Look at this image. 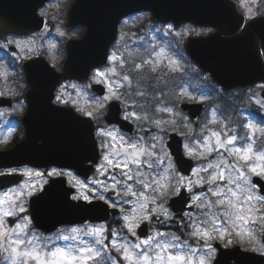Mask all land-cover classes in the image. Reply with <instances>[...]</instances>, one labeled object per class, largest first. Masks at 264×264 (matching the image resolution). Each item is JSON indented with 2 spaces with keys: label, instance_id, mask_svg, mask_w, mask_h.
I'll return each mask as SVG.
<instances>
[{
  "label": "snow or ice",
  "instance_id": "obj_1",
  "mask_svg": "<svg viewBox=\"0 0 264 264\" xmlns=\"http://www.w3.org/2000/svg\"><path fill=\"white\" fill-rule=\"evenodd\" d=\"M239 4L243 10L242 19L245 21L242 27L247 28L250 26L248 21L255 22L257 17H264V0H239ZM165 30V34H168L174 30V26L168 24L165 26ZM192 31L194 30L186 27L176 35H188ZM60 35H64V33H60ZM126 35L128 34L121 33V38ZM12 45L20 50L19 54L15 51L11 53L13 66H16V61L24 58L25 52L34 51L15 40L6 41L0 45V48L7 49ZM163 54V49L159 53L153 52V55L157 57ZM107 59L111 67L96 68L89 78V84L83 86L61 85L55 95L54 102L70 107L82 116L97 121L96 137L102 152V163L95 166L96 171L100 175H106L110 169L113 173L116 169H120L119 179L117 174H113L110 177L111 185L96 179L90 182L94 186H89V184L75 179L71 172L66 173L57 168H52L46 173V176L49 178L72 177L70 183L73 187H77V194L73 195L72 199L86 201L90 206L94 201H101L107 208L115 209L118 207V203L119 205L134 203L131 199L134 197L138 208L134 207L131 212H127L121 207L120 211L123 220L122 228L135 238V242L129 241L127 237H120L119 232L109 230L103 224L94 225L87 221L83 228L72 227L67 230L68 235L57 237L64 241H77L76 244L59 247L52 244L51 241L42 242L35 232L29 234L30 218L26 215H19L27 210L24 206L25 195H34L37 187L34 183H21L16 188L0 194V249L9 253L5 258V264H217L215 258L217 246L213 241H219L221 245L228 247L235 244L237 240L241 242L247 240L251 247L246 250H259L264 253V195L257 194L264 193V183H262L264 182V149L257 150L258 139L264 141V127H257L252 122L246 123L243 125L246 130L244 136L209 129L211 136L216 138V144L213 148L210 145L209 137L204 136L202 148L206 150L207 154L223 150L230 156H237L239 160L243 161V165L232 164L229 167V165L223 164V159L221 163L217 164L209 161L192 169V174L198 177L196 181L177 174L173 183L169 171L172 168L171 162L163 174L157 171L161 165H164L166 159L170 161V157L168 153L161 155L157 152L156 136H152L150 139L153 143L148 144L143 136L134 140L125 139L115 126L106 128L99 125V119L110 102H124L122 95H145L142 91L123 93V88L127 85L131 89L133 73H140L149 64L153 65L151 71L156 72L159 60L144 59L129 68V61L122 53L113 51ZM52 66L55 67V64L53 63ZM168 68L173 73L182 71L179 64L171 58H169ZM125 69L127 71H123ZM8 72V67L0 64V77L7 80ZM113 77H118V79H113ZM94 84L104 86L102 96L89 93V89ZM69 87L75 93V98H72V93L68 91ZM260 87L264 89V84ZM8 94L18 95L14 90H10ZM4 95H6L5 92H0V96ZM189 98L191 99V97ZM251 99L264 108V96L260 99L253 96ZM82 101L84 102L83 106ZM124 103L123 120H149L147 114L141 116L136 111H128V104ZM132 105L135 106L134 100ZM14 107L22 109L23 102L21 101L18 106ZM172 111L173 108L170 107H156V112ZM150 122L161 130L166 123H176L159 119ZM261 124H264V119L261 120ZM238 141L244 143L238 146ZM197 144L200 146L199 141ZM117 145L119 151L113 152L112 149ZM185 150L189 157L198 155L200 160H208V155L204 150L197 152V149L189 145H185ZM131 165L139 166L134 173ZM144 166L148 169L147 172L140 170ZM16 171V169H12L11 173H0V175H8ZM201 173L207 174L206 180L204 176L200 175ZM22 174L28 178L34 175L37 177L45 175L40 172L34 173L30 169L22 170ZM253 177L258 179L254 182ZM193 184H206L210 197L203 192L193 194ZM95 185L99 186V190ZM185 187L191 195L187 207L199 210L203 218H195L192 212L188 211L184 213L178 223L181 235L168 234L156 229L154 234L141 238L137 230L143 222L155 220L158 224L163 225L173 219L167 207V199L162 200L161 198L180 196ZM110 188L116 192L117 200L115 201L104 195ZM95 206L100 207L99 204ZM138 213L144 214L139 215ZM11 217H16L18 222L14 226L5 227L6 219ZM185 217L190 223L184 222ZM109 234L112 237L110 241L107 238ZM182 236L187 238L182 239ZM80 237H92L93 239L86 241ZM191 240L199 242V246L190 247ZM257 245H259L258 248ZM112 250L116 255L110 254Z\"/></svg>",
  "mask_w": 264,
  "mask_h": 264
},
{
  "label": "water",
  "instance_id": "obj_2",
  "mask_svg": "<svg viewBox=\"0 0 264 264\" xmlns=\"http://www.w3.org/2000/svg\"><path fill=\"white\" fill-rule=\"evenodd\" d=\"M48 0H0V38L6 34L28 35L43 28L44 19L37 10ZM149 12L153 21L175 26L191 23L212 27L207 36L187 37L185 50L191 62L225 91L264 83V17L248 21L242 19L232 0H73L67 23L84 26L79 39L65 42L66 56L60 70L54 69L43 56L22 63L27 89V108L22 116L24 137L7 151H0V169L30 165L37 168L71 169L87 180L100 159L95 135L96 125L91 118L81 116L74 109L54 104L57 87L66 80L87 81L93 69L107 63L111 45L117 40L120 20L136 12ZM11 51L15 47H10ZM104 86L90 88L98 96ZM264 96V89L261 92ZM12 98L0 97V108L11 107ZM180 108L194 123L204 111V103H181ZM110 125L134 133L129 121L121 118V107L112 101L103 116ZM166 147L178 172L189 176L194 161L184 155L183 140L177 133H169ZM96 178L101 177L97 171ZM258 178L254 177L255 182ZM20 182L18 175L0 176V190ZM264 183V182H262ZM73 189L64 178L50 179L42 192L30 198L28 211L33 225L45 233L62 225L100 223L119 214L101 201L87 202L71 199ZM264 195V193H260ZM115 197V193L110 194ZM185 189L173 196L168 204L176 213L177 225L184 211H192ZM99 204L100 207L95 205ZM106 209V210H105ZM140 237L147 235V224L137 230ZM217 246V264H264V255L242 250L239 246Z\"/></svg>",
  "mask_w": 264,
  "mask_h": 264
},
{
  "label": "rangeland",
  "instance_id": "obj_3",
  "mask_svg": "<svg viewBox=\"0 0 264 264\" xmlns=\"http://www.w3.org/2000/svg\"><path fill=\"white\" fill-rule=\"evenodd\" d=\"M72 1L73 0H52L45 7L40 8L38 11V14L44 17L46 20V24L41 31L33 35L24 36V37H12V36L6 37L0 41V45H2L6 43V41L8 40H15L23 44L26 48L30 47L34 49V51L25 52L24 58L16 61L15 62L16 66H13V60L11 58L12 52L8 50V48L7 49L0 48V64L6 65L9 69L7 80H4L2 77H0V92H5L6 95H10V96H12L11 94H8L10 90H14L15 92L18 93L17 96H14V97H17V102L13 105V107L9 110H5V112L0 114V151L8 150L16 142V139L18 138L20 139L23 135L22 126L20 125V123H18L19 122L18 120L21 118L23 111L25 109V100H24L23 94H24L26 85H25V82L23 81V75H22V69H21V63L23 62V60L26 58L36 56V55L44 56L51 66L53 65V63L55 64V67L52 66L53 68L59 69L65 58V49H64L65 41L67 39H78L83 35V32H84L83 26L70 27L67 24V20H66L67 11ZM235 1L237 2L240 12L243 13V10L241 9L240 4H239V0H235ZM166 25L168 24L156 23L152 21L150 14L146 12H140L137 14H133L125 19H122L118 26V39L115 42V44L111 47L109 54H111L113 51H117L118 53H122L124 55L123 49L125 48L126 41H128L127 38H130L131 41H135V40L140 41L142 39L147 38V40H151V42L154 43L157 40V36L161 37L162 40L164 41L169 37L172 40L170 43L164 42L162 44H158L156 42L155 44L156 45L158 44V46L147 54L148 56L146 59H151L153 61L159 60V65H157L156 72L160 71L161 75L167 76L165 77V79H159V80L155 79L154 82L167 87V85L172 86V83L176 82L174 81L175 78H177L181 74H185V72L188 73L189 75L196 74L197 73L196 71L199 69L194 64L191 63L188 55L184 51V45H183L184 40L186 37H198V36L208 35L213 30L210 28H205V27H197V26L187 23V24H183L178 27H174V30L172 32L165 34ZM186 27L194 31L190 32L188 35H180V36L176 35V33H181L182 30L185 29ZM60 33H64V35H60ZM121 33H127L128 35L121 38ZM133 33L135 35H132ZM180 40H181L182 45L180 43ZM53 45L55 46L54 48L52 47ZM12 46H15V45H12ZM161 49L164 50L163 55L159 57L153 55L154 51L156 53H159ZM15 52L19 54L20 50L16 49ZM169 58L175 60L179 64L182 71H178L174 73L170 72L168 68ZM149 66L151 68L153 67L152 64H149ZM109 67H111V65L109 64V61H108L107 65L101 69H106ZM128 67L131 68L134 66L128 65ZM123 71H127V69ZM200 74L201 75H199L198 78H203V77L208 78L206 74H202L201 72ZM161 75L159 77H161ZM113 79H118V77H113ZM134 81L135 80H133L131 89H129L127 85L124 86L123 93L142 91L146 94L145 89H147V86H140V82L137 81L134 83ZM89 82L90 80L84 83H80L76 81H68V82L63 83L62 85L75 84L78 86H83V85L89 84ZM60 87L61 86L58 87L57 91L60 89ZM261 89L262 88L260 86H253L247 89H236L231 92H228L227 95H224L223 103H225V107L231 106V110L229 107L228 110L225 112L227 113L226 114L227 117H226V116L219 115L220 110H221V105L223 104H219L218 102L210 99L209 96L204 93L206 91L203 90L204 92L194 93V92H190L186 90L185 86L180 87L179 93L182 98H185L186 100H189V101L193 100L196 102H205L207 104L206 105L207 107L204 111V114L202 115L201 120L197 123V127H194L193 124H191L187 115L180 110L179 104H178L179 102H177L175 99L168 100L169 102L165 101L161 103L157 101V99H154L153 97H151L152 98L151 99V98L146 97L145 95L143 96L122 95V100L128 104V108H127L128 111H136L141 116L147 114L149 117V120L147 121L146 120H139V121L129 120L130 122L133 123L134 128H135V132L133 135H129L119 130L116 126L115 127L119 130L121 134H123L125 139L134 140L137 137L143 136L145 137V141L148 144H151L153 143V141L150 138L152 136H156L157 141H158L156 150L161 155L163 153L169 154L168 149L166 148L165 142L167 139V134L170 132H177L183 138V141H184L183 150H184L185 155H186L185 145H189L193 147L194 149H197V152H199L201 150H204L202 148L204 136H208L210 145L213 148L215 147L216 138L211 136V131L231 132L234 135L242 136V132L244 133L246 131L243 128V125L246 123L252 122L257 127H264V124H261V120L264 119V108H261L251 99L253 96H255L256 99H260ZM57 91H56V94H57ZM68 91L72 93V98H75V93L72 91L70 87ZM89 93L92 95H95L90 91V89H89ZM216 95L218 96L223 95V92L217 88ZM189 97H191V99ZM133 100L135 101V106L132 105ZM21 101L23 102L22 109L18 107H14V106H18ZM118 102L121 104L122 116H123V113L125 110V103L122 101H118ZM81 103L83 106L84 102L82 101ZM234 105L236 107H234ZM157 106L170 107V108H173V111L172 112H156ZM228 113H232V115L228 116ZM102 116L99 119V125L106 127V128L111 126V125H107L102 120ZM231 117L233 120L231 119ZM155 119H159V120L166 121V122L175 121L176 123H166L163 126V130H161L157 128L154 123L150 122ZM95 122L97 123L96 120ZM209 129L211 131H208ZM198 141L200 142V146H198L197 144ZM242 143L244 142L238 141L237 145L240 146ZM263 143L264 141H261L260 139H258L257 145L259 149L257 148V150L264 149ZM112 151L113 152L119 151V146L117 145V147L112 149ZM204 151L206 155H208L206 150ZM186 156L189 157L188 155ZM169 157H170V161L166 159L164 161V165H161L157 169V171L163 174V172L165 171V168H167L169 162H171L172 168L169 169V171L171 172L173 183H174L175 179L177 178V174L179 173L176 169L173 158L170 156V154H169ZM189 158L195 161L196 165L194 168H197L201 164H206L209 161H211L213 164L221 163L222 159H223V164H227L229 165V167L232 164L243 165V161L239 160L237 156H234V155L230 156L227 153H225L223 150L213 151L210 155H208V160L202 161L199 159L198 155L195 157H189ZM100 163H102V160H100ZM131 167L134 173L137 167L139 166L131 165ZM58 170H61V169H58ZM140 170L145 171V172L148 171L146 166L141 167ZM62 171L66 173L70 172L68 170H62ZM39 172L45 173V175L43 177H37L35 175L31 178L26 177V180L24 182V183H29V184L34 183L37 187V191L41 190V188L44 186V184L47 183L49 179V177L46 176L47 172H43V171H39ZM119 172H120V169H116L115 173H113V171L110 169L108 174L104 175V178L101 180L111 185L112 183V180L110 179L111 175L117 174V178L119 179V175H118ZM200 175L204 176L205 180L207 179V174L201 173ZM72 176L75 177V179L81 181L82 183L89 184V186H94V185H91L90 183L93 180H90L89 182L82 181L74 173H72ZM179 176H182V175L179 174ZM63 177L66 178L67 184L70 187H73L72 184L70 183V180L72 179V177H69V176H63ZM182 177H185V176H182ZM185 178H190L193 181H196L198 179V177L194 176L192 173L188 177H185ZM221 183H224V182H221ZM95 187H97L99 190L98 185H95ZM73 188L75 189V195H76L77 187H73ZM183 189H185L186 192L188 193L186 187ZM111 191L112 190L110 188L108 192L104 193V195L108 197V193ZM4 192H0V194H3ZM201 192H203L206 196L210 197V193H208L207 191L206 184H193V194H200ZM188 195L190 196V199H191V195L189 193ZM29 197L30 196H27V195H25L24 197V206L27 210L25 213L19 214L20 216L26 215L29 217L28 215ZM131 199L133 200L134 203L123 204V205H119L118 203L117 208L120 210V208L123 207L125 211L127 212H131L134 207L138 208V205L135 204V198L133 197ZM161 199L162 200L167 199V207H168L169 212L172 214L173 219L167 221L163 225L158 224L155 220H153L152 222H146L148 225L147 236L150 234H154V230L156 229H158L159 231L168 233V234L181 235V234H178V232L181 233V229L176 227L175 215L168 206L169 198H161ZM112 200L114 201L117 200V197L113 198ZM257 206L259 207V205ZM191 212L195 218H199V219L203 218L199 210H197L196 208H194V210ZM138 214L143 215L144 213H138ZM121 217H122V213L120 214L119 217H117L118 222H119L118 228H113V226H108L106 224H103V225H105V227L109 230H116L117 232H119L120 237H127L129 241L135 242V238L133 237L130 238L131 236L127 233L125 229L122 228L123 220L121 219ZM185 218H186L185 223H190L188 218L187 217ZM17 222L18 220L16 217L7 218L5 221V227L14 226ZM84 225L85 224L78 225V226H64V227L59 228L58 230H56L55 232L51 234L44 235L38 230H36L33 227L32 223H30L29 234H32V232H35L41 238L42 242L47 243L48 241H51L52 244L56 246L64 247L66 245L76 244L78 242L71 241V240L64 241V240L58 239L57 237L61 235H68L69 232L67 230L71 229L72 227L83 228ZM94 225H100V224H94ZM172 228H175L176 230H172ZM80 238L85 239L86 241H91L93 239L92 237H80ZM107 238L109 241L112 239L110 234L108 235ZM184 238H187V237L182 236V239ZM214 242H219V241H213V243ZM235 245L240 246V248H242L243 250L249 249L251 247V245L247 243V240H245L244 242L237 240V243L231 246H228L227 248H231ZM189 246L190 247L199 246V242L195 240H191ZM258 247L259 245H257V248ZM247 251H251L256 254L264 255V253H262L259 250H256V251L247 250ZM110 254L116 255L114 250H112ZM8 255L9 253L3 251V249H0V264H5V258Z\"/></svg>",
  "mask_w": 264,
  "mask_h": 264
},
{
  "label": "trees",
  "instance_id": "obj_4",
  "mask_svg": "<svg viewBox=\"0 0 264 264\" xmlns=\"http://www.w3.org/2000/svg\"><path fill=\"white\" fill-rule=\"evenodd\" d=\"M127 40L128 41H126L123 53L125 55V59L129 61V65L133 66L135 65V63H139L142 60L146 59L148 56L147 54L151 50L155 49L158 44H162L164 42L170 43L172 41L169 37L165 41L162 40L161 37H157V40L154 43H152L151 40H147V38L142 39L140 41H131L130 38H127ZM156 42L158 43L157 45L155 44ZM196 72V74L192 75L181 74L177 78H175L174 81L176 82H173L172 86L165 84L167 85V87H165L164 85L155 83L154 80L165 79V77L167 76L162 75L161 78H159L160 72H152L151 68L147 65L140 73H133V80H135L134 83L137 81L140 82V86H147V89H145L146 97H153L161 103L171 99H175L177 102H180L181 100H186L182 98L179 93V88L182 86H185L186 90L194 93H201L206 91L204 93L208 95L210 99L218 102L219 104H223L221 105L219 115L226 116L227 113L225 112L228 110L229 107L231 110V106L225 107V103H223V96L227 95V93L223 92V95H216L217 86H215L207 77L198 78V76L201 74L199 71ZM231 115L232 113H228V116ZM193 126L197 127V124H193ZM244 135L245 133L242 132V136ZM235 243H237V241Z\"/></svg>",
  "mask_w": 264,
  "mask_h": 264
},
{
  "label": "flooded vegetation",
  "instance_id": "obj_5",
  "mask_svg": "<svg viewBox=\"0 0 264 264\" xmlns=\"http://www.w3.org/2000/svg\"><path fill=\"white\" fill-rule=\"evenodd\" d=\"M13 98V100H14V103H16V97H12ZM5 110L6 109H0V113H3V112H5ZM23 113H24V111H23ZM19 122L18 123H21V118L18 120ZM12 169H16L17 171L15 172V173H12V174H20V176H21V183H24L25 182V180H26V177L22 174V170H24V169H30V170H32V171H34V173L35 172H39V171H42V169H36V168H33V167H31V166H29V165H24V166H21V167H8L7 169H1L0 170V173H11V170ZM48 171V170H47ZM47 171H43V172H47ZM73 173V172H72ZM9 175V174H8ZM90 180H94L93 179V177H91V179ZM90 180H88L87 182H89ZM20 183V184H21ZM19 184V185H20ZM14 187H16V186H12V187H9V188H7V189H5V190H3V192L4 191H6V190H9V189H12V188H14ZM42 189V188H41ZM40 191V190H39ZM39 191H37V192H39ZM1 192V191H0ZM36 192V193H37ZM35 193V194H36ZM110 193V192H109ZM108 193V194H109ZM75 195V194H74ZM31 197V196H30ZM29 197V198H30ZM120 214H121V211H120ZM176 217V216H175ZM111 218V217H110ZM186 221V218H185V220H184V222ZM110 224H112V221H111V219L106 223V225H110ZM172 230H176L175 228H172ZM178 232V231H177ZM178 234H181L180 232H178ZM130 238H132V237H130Z\"/></svg>",
  "mask_w": 264,
  "mask_h": 264
}]
</instances>
